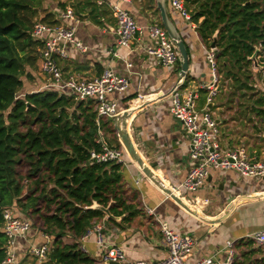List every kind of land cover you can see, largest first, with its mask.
<instances>
[{
    "label": "crops",
    "instance_id": "1",
    "mask_svg": "<svg viewBox=\"0 0 264 264\" xmlns=\"http://www.w3.org/2000/svg\"><path fill=\"white\" fill-rule=\"evenodd\" d=\"M185 1L193 17L196 5ZM108 2L117 3L129 11L141 27H146L154 19L161 22L157 0H57L49 4L51 11L47 12L52 15L51 23L74 26L75 22L70 19H57V14L61 12L57 9L60 4L65 5V9H73L80 20L76 25V39L89 48L88 52L83 53L68 45V57L58 59L65 77L74 75L93 79L111 68L129 80L130 86L126 92L109 95L108 99L115 101L121 111L135 109L127 121L126 130L143 166L148 168L151 175H146L142 166L123 151L124 180L127 188L138 197L141 215L130 221H125V216L119 217V220H114L115 224L107 223L106 217L103 221L108 247L120 248L129 262H160L168 256L160 231V223L165 222L176 234L189 235L195 240L196 244L187 257L188 264H197L212 255L224 259L223 250L230 240L236 242V262L242 261V254L247 252L243 243L253 240V234L264 230V179L245 178L234 171L211 170L207 186L198 193H187L185 196L193 204L203 201L201 206L194 208L196 211L189 206V202L176 195L177 200L169 198L161 188L164 184L168 188L180 189L191 168L188 137L182 125L170 114L171 90L178 82H183L182 90L196 91L199 110L205 108L206 92L201 86L212 81L205 60L206 45L200 40L197 30H193L190 23L168 2L170 20L188 50L189 70L185 78H181L182 61L181 66L177 64L170 69L159 65L147 54L148 48L157 42L146 31L136 37L130 48L118 45L116 34L110 30L115 27L116 21ZM192 20L197 28L203 21ZM258 62L261 67L264 57L259 58ZM128 63L132 66L128 67ZM40 64L39 57L36 69L31 74L32 79L23 78L20 96L54 91L71 97L69 90L59 91L48 84L40 74ZM261 68H256L253 62L247 73L249 79L243 74L238 75L243 82L227 78L224 70L220 75V93L209 108L218 122L223 151L243 149L250 158L264 161V107L259 104L264 98V68ZM139 96L141 99L138 100ZM122 115L115 119H104L106 125L101 131L104 140L119 149L122 147L121 136L116 126L121 124ZM148 209L154 210L155 215H150ZM15 210L17 215L29 217ZM96 241L97 237L93 235L80 242L81 248L95 261L94 264H102V248ZM62 242L71 245L76 241L67 235ZM44 243V233L32 227L26 238L18 242L21 264H38L31 250ZM254 247L258 248L255 242ZM261 257L264 259L263 255Z\"/></svg>",
    "mask_w": 264,
    "mask_h": 264
},
{
    "label": "trees",
    "instance_id": "2",
    "mask_svg": "<svg viewBox=\"0 0 264 264\" xmlns=\"http://www.w3.org/2000/svg\"><path fill=\"white\" fill-rule=\"evenodd\" d=\"M187 1L197 8L192 18L203 20L197 33L206 48L217 40L219 74L225 70L235 82H243L241 74L249 79L250 58L264 45V0ZM44 2L0 0V263L6 243L3 214L14 208L42 220L43 233L54 238L53 264H94L80 244L88 230L106 218L93 205L109 207L114 217L125 216V221L141 210L136 193L127 188L123 164L91 159L92 151L102 150L97 139L106 125L104 120L97 123L94 100L77 102L54 91L20 96L23 78L32 79L40 57L42 44L33 42L30 33L32 18L48 9ZM262 78L264 82V74ZM259 104L264 107L263 97ZM67 235L76 242L63 244ZM243 245L247 252L234 264H264L253 240Z\"/></svg>",
    "mask_w": 264,
    "mask_h": 264
},
{
    "label": "built area",
    "instance_id": "3",
    "mask_svg": "<svg viewBox=\"0 0 264 264\" xmlns=\"http://www.w3.org/2000/svg\"><path fill=\"white\" fill-rule=\"evenodd\" d=\"M123 2L129 0H121ZM171 8L178 12L187 20L193 30L197 26L192 20V16L186 7L185 0H168ZM167 1V2H168ZM102 4V3H101ZM115 17V27L112 30L121 47L130 48L138 35L145 31L156 45L148 48L147 54L154 58L157 63L165 68H174L182 60L175 43L169 38L167 31L158 19H154L146 27L137 24L134 16L119 4L108 2ZM58 20L70 19L75 22L74 26H64L50 24L44 21H38L31 30V38L34 42L42 44L40 51V72L47 79L48 84L60 90H69L72 97L78 102L94 100L96 102L97 123L100 124L104 119H115L122 115L118 104L109 100L108 96L112 94H121L128 90L130 84L126 77L118 75L113 69L107 68L101 75L93 79L80 78L74 75L64 76V72L58 64L59 58H67V47L71 45L76 50L86 53L89 51L87 45L76 39V25L80 23L78 16L73 9L66 8L57 14ZM104 32H107L105 30ZM257 60L264 57V45L259 46ZM205 60L211 71L212 81L202 85L201 89L206 92L205 108H198V93L194 90L183 91V82H178L171 90L170 114L183 127L185 135L188 137L191 160V168L187 173L184 183L180 189L168 188L164 184L161 188L168 189L172 195L189 202V206L194 208L201 206V200L193 204L186 199L187 193H198L207 186L211 170L234 171L242 177L264 179V161L250 158L245 150H222L220 131L218 122L214 119L209 105L213 103L214 98L220 93L221 77L218 72V61L216 59V49L207 48ZM132 65L128 63V67ZM261 69L264 64H261ZM141 99L139 96L138 100ZM97 142L101 144V152H91V159L97 163L116 162L123 164V146L114 148L109 145L99 131ZM197 199V198H196ZM15 209L5 210L3 214L2 232L6 236L4 246L5 257L0 264H21L18 254V242L25 239L33 227V219L30 217H21L15 213ZM148 213L155 215L154 210L148 209ZM106 224L104 221L95 224L87 234L83 236L80 242L86 241L91 236L97 237V244L102 248L101 262L115 264H188L187 257L193 250L196 242L189 235L182 236L176 234L165 222L160 223L162 242L168 251V256L160 262H129L120 248H109L105 235ZM258 248L261 249L264 256V230L252 235ZM45 243L31 250L33 257L38 264H50L51 253L53 252L54 239L44 234ZM83 251L84 249L81 248ZM224 259H219L216 255L209 256L197 264H234L237 260L236 242L228 241L223 250Z\"/></svg>",
    "mask_w": 264,
    "mask_h": 264
},
{
    "label": "water",
    "instance_id": "4",
    "mask_svg": "<svg viewBox=\"0 0 264 264\" xmlns=\"http://www.w3.org/2000/svg\"><path fill=\"white\" fill-rule=\"evenodd\" d=\"M168 0H157V9L160 12V19L161 22L164 26V28L167 31V34L169 36V38L175 43V45L177 46L179 55H180V59L182 60V66H181V73H180V77L181 78H185L188 70H189V60H188V50H187V46L184 40H182L181 35L179 33V31L177 30L176 26L174 25V23L170 20V17L168 15V11H167V2ZM215 42L212 45L213 49H216V38H214ZM259 53V50L256 49L255 54L250 58L253 60V62L256 65V68H261L259 65V62L257 60V55ZM135 111V109H128L126 110L123 115L121 116V124L117 125L116 128L118 130L119 135L121 136V144L122 146L125 148L126 152L130 155V157L137 162L139 165L142 166L143 171L146 175H151L148 168L143 166L142 160L141 158L138 156L137 151L135 149V146L133 144V142L131 141L129 134L126 130V124L127 121L130 119L131 115L133 114V112ZM164 191L166 192L167 195H172L170 190L164 189ZM173 199L177 200V198L175 196H171ZM180 203L183 205V203L180 201ZM185 207V206H184ZM93 209H99L101 210L108 219H112V220H119V217H114L111 212H110V208L109 207H103V206H99L97 204H94ZM104 264H115L112 262L109 263H104Z\"/></svg>",
    "mask_w": 264,
    "mask_h": 264
},
{
    "label": "rangeland",
    "instance_id": "5",
    "mask_svg": "<svg viewBox=\"0 0 264 264\" xmlns=\"http://www.w3.org/2000/svg\"><path fill=\"white\" fill-rule=\"evenodd\" d=\"M45 2H44V6L46 7V8H48V9H46V10H42V11H40L39 12V16H35L34 18H32V22L33 23H36V22H38V21H45V22H50V20L52 19L51 18V14H50V16L48 17V18H46V15H47V12H50L51 11V9L49 8V4L52 2V1H57V0H44ZM44 19H46V20H44ZM34 42V41H33ZM40 74H41V72H40ZM42 75V74H41ZM43 76V75H42ZM124 148V147H123ZM20 170L21 171H25V169H24V166H22V168H20ZM33 218V227L34 228H36V229H38L39 231H41V232H43V225H42V220L41 219H39V217L37 216V215H35L34 217H32Z\"/></svg>",
    "mask_w": 264,
    "mask_h": 264
}]
</instances>
